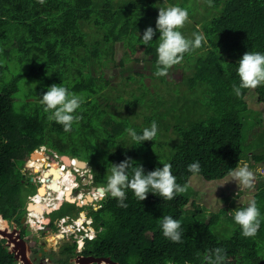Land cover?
Here are the masks:
<instances>
[{
    "label": "trees",
    "instance_id": "trees-1",
    "mask_svg": "<svg viewBox=\"0 0 264 264\" xmlns=\"http://www.w3.org/2000/svg\"><path fill=\"white\" fill-rule=\"evenodd\" d=\"M158 6L166 7L161 0L158 4L154 0H45L42 5L38 0H0V210L5 218L20 217V168L24 157L42 145L87 160L94 183L101 185L106 184L111 163L130 157L133 167L140 164L147 173L162 168L163 159L169 157L172 174L186 191L171 201L152 193L139 201L129 190L127 208L119 207L110 194L97 208L89 204L88 214L97 232L86 242L85 251L109 256L121 264H206L205 255L222 248L226 264H264L262 243L257 239L264 240V219L260 218L254 237L245 238L239 226L222 239L212 226L226 214L224 209L207 206L214 211L206 219L207 207L197 205L187 190L193 175L187 170L191 163L199 162V175L204 179L217 180L249 156L258 160L250 153L251 143L244 144V128L252 122L246 96L254 91L257 101L264 103V85L243 89L241 96L235 94L233 85L239 84L237 62L243 54L264 53V0H211V6L218 7L217 14L201 28L192 23L190 34L180 29L186 38L194 39L197 33L206 39L202 47L185 53L180 63L168 69L179 68L183 75L191 72L175 84L176 93L173 91L169 101L157 89L160 82L167 81V75L155 74L159 32L148 46L140 42V33L149 26L155 28ZM117 42L126 43L131 52L137 44L141 46V59L156 80L153 90L145 84L142 72L135 78L125 53L117 63L126 64L122 74L138 82V93L131 88L126 97L124 85L108 86L114 95L103 92L108 84L103 67L114 63ZM12 61L26 68L7 78ZM27 77L35 80L33 94H19L20 81ZM52 84L65 86L83 98L76 113L83 118L73 123L70 132L49 120L50 113L40 104V96ZM19 97L24 102L17 104ZM120 102L127 109L131 104H142L151 112L144 116L142 125H132L128 117L112 110L111 106ZM166 115H173L177 140L163 136L162 131L169 126L163 121ZM153 121L158 126L153 142L134 145L127 130L142 134ZM253 199L262 216L264 187ZM67 203L77 210L74 203ZM230 205L232 209L247 206L233 204V199ZM166 215L181 222V243L163 236L160 221ZM0 264H16L2 243Z\"/></svg>",
    "mask_w": 264,
    "mask_h": 264
},
{
    "label": "clouds",
    "instance_id": "clouds-1",
    "mask_svg": "<svg viewBox=\"0 0 264 264\" xmlns=\"http://www.w3.org/2000/svg\"><path fill=\"white\" fill-rule=\"evenodd\" d=\"M38 3L42 5L45 0H38ZM209 6H211V0H209ZM158 9L155 28L149 26L142 34L140 33V42L142 45L148 46L156 33L159 32V43L156 47L158 70L155 74L165 76L169 68L182 61L185 53L202 47V42L206 38L203 34L194 33V39H189L182 34L180 29L183 28L189 18L186 9L177 5L159 7ZM237 63L236 71L239 84L238 86L233 85V91L237 96L242 95L243 89H255L264 85V53L245 52ZM82 103L83 98L80 95L69 91L67 87L60 84H52L40 96V104L44 111L50 113L48 119L62 125L65 132H70L73 123L79 122L83 118L76 114ZM127 131L134 145L140 146L145 141L153 142L158 132V126L153 121L150 128L146 127L142 130V134H138L134 129ZM40 148L34 150H41ZM133 162L130 157H126L119 163H111L110 174L106 177V184L103 186L106 194H110L111 197L118 200L119 207H128L125 200L129 190L139 201L146 200L149 193L158 195L164 201H171L176 197V194L186 191L185 186L176 182L170 163H161L162 168L157 167L145 173L142 165L138 164V166L133 167ZM130 168L131 174H129ZM187 170L190 173L199 174L201 171L199 162L189 164ZM229 175L232 178L231 181L236 182L239 190L253 189L255 186V174L247 164L231 169ZM233 219L240 226L245 238L256 236L260 228V210L256 201L250 200L247 206L235 209ZM160 228L165 238L174 243L182 242L183 233L179 220L172 216H163L160 221ZM226 259V251L222 248L210 250L204 257L206 264H226Z\"/></svg>",
    "mask_w": 264,
    "mask_h": 264
},
{
    "label": "rangeland",
    "instance_id": "rangeland-1",
    "mask_svg": "<svg viewBox=\"0 0 264 264\" xmlns=\"http://www.w3.org/2000/svg\"><path fill=\"white\" fill-rule=\"evenodd\" d=\"M156 4L160 2V0H154ZM166 5V7L171 5H177L184 9H186L189 13L188 21L185 23L183 28L184 34L192 33L193 31V24L196 23L198 28H201L202 24L209 18H211L213 15L218 13V7L209 6V0H161ZM161 6H158V8ZM157 10L159 11V9ZM156 10V12H158ZM209 16L206 18V16ZM136 50L131 52L128 45L124 42H117L115 54H114V63H110L107 66H104L103 69L105 71V77L108 79L107 86L103 89V92H106L108 96L114 95L116 92L112 91L110 92L108 90V86L113 85L115 87H121L124 85L123 89L126 91H123L125 96L127 97L128 91L131 88H137L138 82L136 80H128L125 78L122 74L126 73V64L119 65L117 63L119 61V58L122 57L125 53L129 56V63L131 64V71L135 75V78L139 76V73L144 74V81L145 84L148 85V87L153 90V83L156 81L150 76L151 70L149 67H145L146 63L141 59L142 56V48L140 45H136ZM7 60V59H6ZM26 67L24 65H18L14 64L12 61L11 65H9V70L6 72V77H10L11 75L18 73L19 71H22ZM122 70V71H120ZM182 70L179 68H173L169 71H167V81L160 82L159 83V93L162 94L167 101L172 96L173 91L176 93L177 85H175L177 82H182L185 75L191 73L190 71H185V74H182ZM159 80V78H158ZM157 80V81H158ZM160 81V80H159ZM125 82V83H124ZM184 88L186 87L183 84ZM33 89H35V80L33 78L27 77L24 78L22 81H20V90L18 91L19 94H25V95H32ZM113 90V87L111 88ZM138 89L135 90L136 93H138ZM21 92V93H20ZM200 92L199 90L196 92L197 94ZM17 93V94H18ZM195 93V95H196ZM149 97V96H147ZM109 101V99L107 100ZM246 101L248 102V105L250 106V116L252 122L249 124L247 122L245 128H244V144L251 143L252 148L250 153L257 155L255 158H258V160L254 159L253 156H249L246 160L242 161V163L239 165L247 164L251 171L255 174V186L253 189H238V186L235 181H231V176L227 175L223 179H217V180H206L203 177H201L199 174H193L191 175L189 179V183L187 185V190L191 194L192 199L195 201V203L200 207H203L204 205L207 207H212L216 209L217 211L220 208L224 209L225 215L222 214L218 219H216L215 223L212 226L213 231H215L220 238H228L230 237L233 232L239 227L234 222L232 211H234L236 208L232 209L230 207L231 199H233V204L242 203L247 204L250 200H253V195L255 192L260 190L264 187V103L258 102L256 99V95L254 91H250L246 96ZM21 102H24V99L22 97H19L16 99V103L19 104ZM105 102V101H103ZM174 103V102H172ZM116 107L111 106L114 113L119 114L120 116H126L129 118L130 123L132 125H142L144 123V116L149 114L151 112L150 108L145 107L142 104L134 103L127 107L120 102L116 104ZM108 106V105H107ZM172 106H169V108ZM161 110V108H158ZM167 109V108H166ZM165 109V110H166ZM170 115V114H169ZM173 116V115H172ZM172 116L166 115V118L163 120L164 122H168L169 126L168 129L162 131L163 136L166 137L167 140L170 141V137L174 138V140H177L175 138L176 134L173 130V119ZM167 123V124H168ZM41 150H34L32 151L33 154L41 153L42 151L49 152H55L57 150L44 147L43 145L40 148ZM58 152V151H57ZM56 152V153H57ZM59 153V152H58ZM61 153H59L60 155ZM249 154V153H248ZM65 162H69L68 156H63ZM169 157H165L163 159L164 163H168ZM28 162L27 157H25L24 164ZM55 167H57L59 164L54 162ZM24 165V166H25ZM23 166V169L25 171V167ZM87 169V168H86ZM70 181V179H68ZM71 182V181H70ZM224 184V185H223ZM223 185V186H220ZM20 190H24V187L22 186ZM35 191V188L33 185H31V188L29 189V193H32ZM239 191V192H238ZM238 192V195L236 193ZM70 193V192H69ZM89 194H85V198ZM22 196V195H21ZM70 200L74 199L71 194H69V197H66ZM84 198V200H85ZM48 200V199H47ZM54 200V199H53ZM52 200V201H53ZM86 201V200H85ZM81 202V201H80ZM79 202V203H80ZM92 204H94V201H90ZM87 202V203H90ZM78 203V201H77ZM86 204V203H83ZM96 204V203H95ZM225 205V206H224ZM259 207V205H257ZM207 207L206 209V219L211 218L213 209H209ZM231 208V209H230ZM60 213L63 214H74L76 211L71 207L70 204L65 202L61 206ZM87 211V208L83 209ZM211 216V217H210ZM229 216V217H227ZM261 219H264V213L262 216H260ZM80 220V219H78ZM27 232H30V235H36L39 234V229L36 227L31 228V230H27ZM262 243V249H260V254L264 257V240L262 238H257Z\"/></svg>",
    "mask_w": 264,
    "mask_h": 264
},
{
    "label": "flooded vegetation",
    "instance_id": "flooded-vegetation-1",
    "mask_svg": "<svg viewBox=\"0 0 264 264\" xmlns=\"http://www.w3.org/2000/svg\"><path fill=\"white\" fill-rule=\"evenodd\" d=\"M46 152L47 151L43 152L41 157L38 156L40 153L34 155L33 152L25 156L28 162L26 165L23 163L20 168L22 177H20L19 182V188L21 189L22 186L24 187V190L19 189L23 204L17 210V212H21V214L18 218L15 216L5 218L0 210V219L4 224L3 227H0V243H2V247L12 253L13 257V249L22 250L29 264H95L87 260L88 256L104 255H94L89 251H85L86 242L93 239L97 232L93 225V219L88 214L87 206L90 204L94 208L99 207V201L107 194L104 190L100 192L97 187H102L103 189L104 184L94 183V175L90 170L91 168L87 160L82 159L88 163V166L80 167L76 165L73 160L74 157L65 155L69 157V162H65L64 159H62L64 154H60L58 163L59 165L61 163V169H64L65 173H68V179L70 178L71 181L70 185L66 186L65 189L70 188L69 194L74 197L72 203L78 208L75 210L76 212L74 214L59 215L61 206L65 202H70V200L65 197L64 193L62 199H60L56 193L57 190L49 186L53 179L59 183L58 180H60V177L62 179L63 174H61L58 180L54 178V172L50 171V166L55 167V164L49 163L56 162L57 159L47 158ZM42 156L44 157L43 161L40 159L43 158ZM36 162H38L37 168L35 167ZM23 166L25 167V171L22 170ZM46 171L48 172L47 175L45 173ZM41 177L44 178V195H39L37 193V187L42 182ZM31 185L34 186L35 191L29 193L28 191ZM71 185L73 186L70 187ZM86 193L89 195L85 198ZM36 195L40 196L41 201H36ZM46 199H48V201H46ZM29 201L37 202L39 205L41 204L42 212L35 211L34 209H27ZM90 201H94V204ZM58 203H60L59 206ZM84 208H87V211L83 212ZM4 221H6V224ZM34 227L39 229V234L30 235V232H27V230H31V228ZM20 240L24 242L22 245L19 242ZM19 245L22 249L19 248ZM14 259L16 264H23L22 260L16 259L15 257Z\"/></svg>",
    "mask_w": 264,
    "mask_h": 264
},
{
    "label": "water",
    "instance_id": "water-1",
    "mask_svg": "<svg viewBox=\"0 0 264 264\" xmlns=\"http://www.w3.org/2000/svg\"><path fill=\"white\" fill-rule=\"evenodd\" d=\"M74 159L73 160L75 161L77 166H80V167H87L88 166V163L86 161H84L82 159H79L77 157H74ZM43 179L44 178L41 177V181L42 182L37 187V193L39 195H44V193H45V186H44ZM97 188H98V190L100 192H102V190H103L102 187H97ZM68 200H70V199H68ZM73 201H74V199L70 200V202H73ZM59 204L60 203H58V206H59ZM40 205L37 202L29 201L28 204H27V209H34L35 211L42 212V207ZM4 222L6 224V221H4ZM16 241H18V240H16ZM19 242H20L21 245L24 243L23 240H20ZM19 248L22 249V247L20 245H19ZM12 251H14V257L16 259L22 260L23 264H29L28 261L26 260L25 256L23 255L24 252L22 253V250L19 251V250H14L13 249ZM87 260H89V262H94L95 264H100L101 262H104L103 264H121L118 261L113 260L109 256H93V255H91V256H88Z\"/></svg>",
    "mask_w": 264,
    "mask_h": 264
},
{
    "label": "bare ground",
    "instance_id": "bare-ground-1",
    "mask_svg": "<svg viewBox=\"0 0 264 264\" xmlns=\"http://www.w3.org/2000/svg\"><path fill=\"white\" fill-rule=\"evenodd\" d=\"M47 151H49V150H47ZM43 152H45V151H42V153H40V154H38V156H40L41 157V154H43ZM57 152V151H56ZM55 152V154H53L54 152H49V153H47V155H46V157L47 158H50V159H54V160H56V163L57 164H59L58 162H59V153L57 152L56 153ZM33 155V154H32ZM35 155V154H34ZM33 155V156H34ZM43 157V156H42ZM34 158V157H33ZM42 161H43V159H44V157L43 158H40ZM62 159H64V157H62ZM32 160V159H31ZM75 160V159H74ZM42 163V162H41ZM47 163H49V162H47ZM51 163H54V162H50L49 164H51ZM30 164V163H29ZM36 164V168H37V166H38V162H36L35 163ZM46 169V168H45ZM67 170V169H66ZM50 171H52V172H54V178H57V180H58V178L61 176V174H63V177H62V179H61V177H60V180H58V182L60 183H57V181H55L54 179H53V181H52V183L51 184H49V186L51 187V188H53L54 190H57V195L59 196V198L60 199H62V195H63V193H64V195H65V197H69V191H70V188H67V189H65V187L66 186H68V185H70V181L69 180H67L68 179V173H65V171H64V169L62 170L61 169V163H60V165H58L57 167H54V166H50ZM67 172V171H66ZM46 173V175L48 174V172L46 171L45 172ZM66 179V180H65ZM70 179V178H69ZM74 182V181H73ZM74 184V183H73ZM73 185H71L70 187H72ZM47 198V197H46ZM35 199H36V201H41L40 200V196L39 195H36L35 196ZM46 201H48L47 199H46ZM47 204V203H46ZM51 206V205H50ZM49 207V206H48ZM45 208V207H44ZM51 210V209H50ZM49 210V211H50ZM32 214H35V213H32ZM4 226V224H3V221L0 219V227H3ZM51 240V239H50ZM53 240V239H52ZM54 241V240H53ZM7 243H10V242H7ZM104 262H101L100 264H103Z\"/></svg>",
    "mask_w": 264,
    "mask_h": 264
}]
</instances>
